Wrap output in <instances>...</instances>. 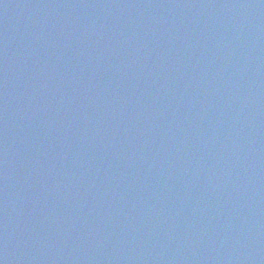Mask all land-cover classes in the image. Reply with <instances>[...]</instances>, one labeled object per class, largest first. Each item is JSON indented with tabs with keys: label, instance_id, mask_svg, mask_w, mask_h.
Returning <instances> with one entry per match:
<instances>
[{
	"label": "water",
	"instance_id": "95a60500",
	"mask_svg": "<svg viewBox=\"0 0 264 264\" xmlns=\"http://www.w3.org/2000/svg\"><path fill=\"white\" fill-rule=\"evenodd\" d=\"M0 264H264V0H0Z\"/></svg>",
	"mask_w": 264,
	"mask_h": 264
}]
</instances>
